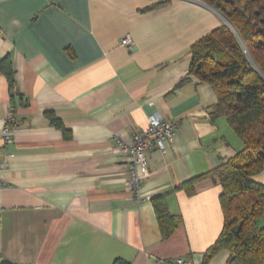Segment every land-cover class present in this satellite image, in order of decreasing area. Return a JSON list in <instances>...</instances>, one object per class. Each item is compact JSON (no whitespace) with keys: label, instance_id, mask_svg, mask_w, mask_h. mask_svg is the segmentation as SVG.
<instances>
[{"label":"crops","instance_id":"crops-1","mask_svg":"<svg viewBox=\"0 0 264 264\" xmlns=\"http://www.w3.org/2000/svg\"><path fill=\"white\" fill-rule=\"evenodd\" d=\"M0 0V263L202 264L223 226L217 178L178 187L244 147L209 85L187 74L190 46L224 23L198 0ZM129 39L130 46L121 41ZM51 112L70 133L51 126ZM157 116L177 123L172 144L147 153L141 194L125 183L117 141ZM7 128L11 142L1 131ZM264 185V170L252 178ZM178 226L164 239L152 199ZM264 228V215L257 221ZM221 251L208 264H226Z\"/></svg>","mask_w":264,"mask_h":264},{"label":"trees","instance_id":"trees-1","mask_svg":"<svg viewBox=\"0 0 264 264\" xmlns=\"http://www.w3.org/2000/svg\"><path fill=\"white\" fill-rule=\"evenodd\" d=\"M168 0L150 5L145 11L160 8ZM225 23L193 43L190 63L180 84L195 79L210 86L216 96L211 118L224 117L243 143V149L214 170L180 187L193 193L194 184L217 178L223 226L216 241L203 254L208 264L221 251L228 252L226 264H264V228L257 221L264 215V185L253 177L264 170V0H198ZM0 73L13 95L14 72L8 57L0 61ZM51 126L68 139L70 133L51 112L45 113ZM162 198L152 199L158 226L164 239L178 226L175 217L159 206ZM10 264V263H0ZM114 264H128L115 260Z\"/></svg>","mask_w":264,"mask_h":264},{"label":"built area","instance_id":"built-area-1","mask_svg":"<svg viewBox=\"0 0 264 264\" xmlns=\"http://www.w3.org/2000/svg\"><path fill=\"white\" fill-rule=\"evenodd\" d=\"M124 46H130L129 39L121 41ZM8 129L3 128L1 131L3 142H11L8 135ZM177 130V123L162 120L157 116H151L148 119V125L144 130L134 133L131 143L128 145L121 144L117 141L119 153H121L129 164V175L125 183L126 188L137 198L141 194L143 179L139 175V169L145 170L147 164V153L150 151L164 152L167 145L173 143V138ZM2 163L0 162V168ZM7 188V185L0 180V191ZM152 264H188L181 258L160 260Z\"/></svg>","mask_w":264,"mask_h":264},{"label":"rangeland","instance_id":"rangeland-1","mask_svg":"<svg viewBox=\"0 0 264 264\" xmlns=\"http://www.w3.org/2000/svg\"><path fill=\"white\" fill-rule=\"evenodd\" d=\"M225 23V22H224Z\"/></svg>","mask_w":264,"mask_h":264}]
</instances>
